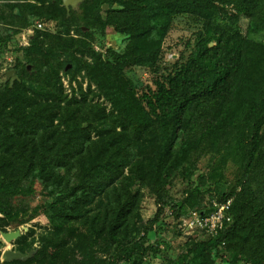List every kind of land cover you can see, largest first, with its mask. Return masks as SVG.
Listing matches in <instances>:
<instances>
[{
	"label": "trees",
	"instance_id": "16d2710c",
	"mask_svg": "<svg viewBox=\"0 0 264 264\" xmlns=\"http://www.w3.org/2000/svg\"><path fill=\"white\" fill-rule=\"evenodd\" d=\"M107 1L94 0L92 6L100 9ZM117 2L121 9L109 10L104 21L100 16L96 20L113 25L114 32L127 44L119 51L108 50L105 60L97 58L99 62L88 70L112 103L113 111L106 114L104 109L86 103L85 96L82 100L67 99L57 82L46 84L45 95L39 98L40 113L32 118L37 127L25 128L33 138L39 133V141H31L29 151L23 149V142L12 141V136H21L20 132L7 135L9 142H0V195L27 196L26 181L39 183L46 194L59 190L63 195L59 199L66 200L56 201L59 212L55 220L61 225L85 218L88 206L104 197L103 207L97 212L102 218L91 228L110 239L123 234L128 217L138 205L139 197L130 191L133 181L145 183L156 192L154 219L165 208H176V218L190 211L206 215L215 209L213 205L197 208L202 194L198 186L174 205L158 188L160 179L166 181L170 176L168 161L186 117L197 115V121L209 117L217 123L244 120L248 132L242 175L255 162L264 140V0ZM181 14L205 19L204 36L210 35L214 25L221 27L222 20L233 28L228 32L219 28V35L212 38L198 36L189 59L176 65L172 75L156 83L154 90L147 89L135 97L131 91L138 81L134 72L125 70L131 66L152 67L170 19ZM212 39L215 44L208 46ZM119 75L127 83L128 87H123L126 94L121 93L117 83ZM19 85L17 79L12 86L8 84L7 90L17 91ZM85 107L87 112H95L85 114ZM152 140L159 146V154L148 148ZM153 158L158 161L154 169L149 166ZM15 169L21 174L12 179L9 173ZM70 175L81 177L80 186L70 184ZM240 185L250 204H242L240 195L233 199L231 192L224 193L218 203L231 200L230 223L209 239L194 241L168 264H215L214 258L218 262L224 259V264H264V201L254 182L247 180ZM18 216L14 212L7 217L12 220ZM95 218L93 215L89 220ZM144 242L142 239L122 249L105 264H141L140 260L152 250ZM46 251V246L41 247L32 259L12 264H30Z\"/></svg>",
	"mask_w": 264,
	"mask_h": 264
},
{
	"label": "rangeland",
	"instance_id": "374dc122",
	"mask_svg": "<svg viewBox=\"0 0 264 264\" xmlns=\"http://www.w3.org/2000/svg\"><path fill=\"white\" fill-rule=\"evenodd\" d=\"M93 2L79 0L66 10L61 0H0V142H9L7 135L20 132L21 136H12V141L23 142V149L29 151L30 145L39 141V133L33 138L25 128L37 127L32 118L40 113L39 98L45 95L46 84L52 86L57 82L67 99L82 100L85 96L86 103L104 109L106 114L113 111L112 103L88 70L96 66L98 59L103 62L108 50L119 51L126 46L124 37L114 32L113 25L96 20L100 16L104 21L109 10L121 7L117 0H108L100 9H95ZM206 23L205 19L194 15L173 16L158 46L156 63L152 67L131 66L125 70L134 72L138 81L132 94L139 97L147 89L154 90L156 83L172 75L176 65L191 57L198 36L212 38L214 34L219 35L216 31L219 28L223 32L233 28L226 25L227 20H222L221 27L214 25L210 35L204 36ZM38 24L41 27H37ZM241 24L245 28L244 19ZM214 44L212 39L208 46ZM10 70H14L20 79L18 90L14 92L7 90L10 82L6 72ZM117 79L121 93L126 94V88H123L128 87L126 81L121 75ZM87 110L85 107L83 113L91 115L95 112ZM1 116H5L4 119ZM195 117L197 115L186 117L183 122L171 161H168L170 176L166 181L160 179L161 194L174 205L184 199L187 191L198 186L202 194L197 208L207 209L220 204V197L228 192L233 199L240 195L242 204L248 206L250 201L241 191L240 183L250 180L258 186V195L264 201V140L255 162L242 175L248 132L244 120L217 123L209 117L202 121ZM147 146L155 152L159 149L154 140ZM13 159L17 161V157ZM150 161L149 166L154 169L157 158ZM20 174L17 169L9 173L12 179ZM69 181L72 186H80L81 177L70 175ZM26 188L27 196L0 195V234L20 233L8 244L0 236V264L13 262L1 259L6 248L23 255L30 253L28 259H32L45 246L46 255L38 256V260L30 264H105L110 256L119 255L122 249L142 239L152 250L140 260L141 264H168L167 261H174L194 241L210 236L181 225L189 213L197 211L176 218V208H165L154 219L156 192L139 181H133L130 186V191L139 197L138 205L127 219L126 230L115 239L99 230L95 234L91 228L92 223L97 225L102 218L97 212L103 207L104 197L96 198L88 206L89 213L85 218L61 225L55 220L59 212L56 201L65 203L66 200L59 199L63 197L59 190L46 194V190L34 181H26ZM14 212L19 216L12 220L7 217ZM93 215H96L94 221L89 220ZM213 262L224 264V259L218 262L214 258Z\"/></svg>",
	"mask_w": 264,
	"mask_h": 264
},
{
	"label": "built area",
	"instance_id": "2783aa9c",
	"mask_svg": "<svg viewBox=\"0 0 264 264\" xmlns=\"http://www.w3.org/2000/svg\"><path fill=\"white\" fill-rule=\"evenodd\" d=\"M37 27H41L40 24ZM231 200L214 204L215 209L209 214L203 215L196 212H191L182 221L183 227L191 231H204L208 235H214L218 230L230 223L229 209Z\"/></svg>",
	"mask_w": 264,
	"mask_h": 264
},
{
	"label": "water",
	"instance_id": "95a60500",
	"mask_svg": "<svg viewBox=\"0 0 264 264\" xmlns=\"http://www.w3.org/2000/svg\"><path fill=\"white\" fill-rule=\"evenodd\" d=\"M63 6L65 7L66 10H68L69 6H73L74 4H76L77 2H79V0H61ZM6 78L9 79L10 85L13 83L14 80H17V77L15 75V71L14 70H10L6 72ZM20 235L19 231H15V232H11V233H1L0 236L2 237V239L6 242L9 243L13 240H15L16 238H18ZM31 256V254H27V255H23L20 252H15L12 251L10 249H5L2 251L1 253V259L4 262H11V261H25L27 260L29 257Z\"/></svg>",
	"mask_w": 264,
	"mask_h": 264
},
{
	"label": "bare ground",
	"instance_id": "6f19581e",
	"mask_svg": "<svg viewBox=\"0 0 264 264\" xmlns=\"http://www.w3.org/2000/svg\"><path fill=\"white\" fill-rule=\"evenodd\" d=\"M8 244V243H7ZM6 249H8V248H6Z\"/></svg>",
	"mask_w": 264,
	"mask_h": 264
}]
</instances>
